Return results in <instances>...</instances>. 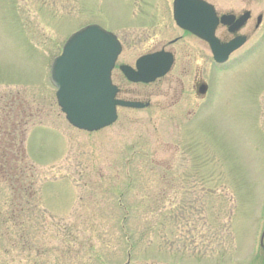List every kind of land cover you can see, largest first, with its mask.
<instances>
[{
	"label": "rangeland",
	"instance_id": "374dc122",
	"mask_svg": "<svg viewBox=\"0 0 264 264\" xmlns=\"http://www.w3.org/2000/svg\"><path fill=\"white\" fill-rule=\"evenodd\" d=\"M212 1L261 14L259 29L222 65L179 56L132 84L117 66L161 47L163 0H0V117L27 122L35 190L21 203L0 180V264H264V0ZM88 23L120 42L118 98L148 103L90 133L49 80Z\"/></svg>",
	"mask_w": 264,
	"mask_h": 264
},
{
	"label": "water",
	"instance_id": "95a60500",
	"mask_svg": "<svg viewBox=\"0 0 264 264\" xmlns=\"http://www.w3.org/2000/svg\"><path fill=\"white\" fill-rule=\"evenodd\" d=\"M197 24L182 22L180 10H185L182 0L173 1V15L178 26L203 39L209 45L215 63L225 62L231 52L244 42V36H237L225 44L214 37L213 31L218 18L210 5L199 0H190ZM204 17L206 24H200ZM248 18V12L241 15L229 30H237ZM234 17L222 15L219 20L229 25ZM261 17H257L259 24ZM121 52L116 36L97 24H88L73 32L65 40L59 55L53 58L49 80L55 88V100L65 120L72 127L95 132L113 124L117 118L116 108L142 109L147 102L116 98L117 87L111 82V71ZM172 55L164 51L144 54L135 60L134 67L120 64L119 71L132 83H151L165 75L171 65ZM206 85H197L196 93L203 95Z\"/></svg>",
	"mask_w": 264,
	"mask_h": 264
},
{
	"label": "flooded vegetation",
	"instance_id": "af4514ba",
	"mask_svg": "<svg viewBox=\"0 0 264 264\" xmlns=\"http://www.w3.org/2000/svg\"><path fill=\"white\" fill-rule=\"evenodd\" d=\"M163 1L164 3L161 2V47L157 50H148L147 52L144 53V54H148V53H153L155 51L161 50L164 52H168L172 55V59H173L172 65L169 71L161 77V80L171 71V69L174 67L176 59L179 56L185 57V58H193V57H196L198 53H200L204 56L209 55V57L212 58L211 50L206 41L199 38L198 36L191 33L190 31L183 29L182 27L177 25L174 19V15H173V1L174 0H163ZM182 1L185 5V10L183 12H181L180 10L179 15H180L181 21L190 23V24L191 23L197 24V19L195 18L197 14L194 15L195 14L194 9L193 7L191 9L190 7L192 3L189 2L190 0H182ZM199 1L207 5H210L215 13V16L218 18V22L216 23L214 27L213 35L218 40V42L221 44L228 43L229 41H231L233 38L237 36H244L245 42L243 44H245L249 40L251 34L255 33L259 29V26L262 20L261 14H257L256 16L253 17L250 10L245 9V8L241 9V11H238V12H234L233 10L221 12L219 11V9L216 8L215 3L212 0H199ZM245 12H248V18L244 21V23L235 31L229 30V27L232 26L235 23V21H237V19L241 15H243ZM222 15L233 16L234 19L232 23L229 25L222 24L219 20V18ZM258 16L261 17L259 24H257ZM207 21H208V18L204 17V19L201 20L199 25L206 24ZM193 43L200 44L202 49L198 50L196 48V45L193 46ZM239 48H237L235 51L230 53L229 56L235 53ZM199 83L195 82L194 86ZM113 84L118 89L117 95H116V97L118 98V94L120 93V88L115 83Z\"/></svg>",
	"mask_w": 264,
	"mask_h": 264
},
{
	"label": "trees",
	"instance_id": "16d2710c",
	"mask_svg": "<svg viewBox=\"0 0 264 264\" xmlns=\"http://www.w3.org/2000/svg\"><path fill=\"white\" fill-rule=\"evenodd\" d=\"M0 119V180L10 188L13 198L20 200L21 203H27V197L35 192L32 181L34 169L25 159L23 144L27 122L20 118L12 120L7 114ZM120 204L126 208L124 204ZM11 221L15 223L16 219L12 218ZM124 238H127V245L132 246L129 235H125Z\"/></svg>",
	"mask_w": 264,
	"mask_h": 264
},
{
	"label": "bare ground",
	"instance_id": "6f19581e",
	"mask_svg": "<svg viewBox=\"0 0 264 264\" xmlns=\"http://www.w3.org/2000/svg\"><path fill=\"white\" fill-rule=\"evenodd\" d=\"M119 56V55H118ZM118 58V57H117Z\"/></svg>",
	"mask_w": 264,
	"mask_h": 264
}]
</instances>
